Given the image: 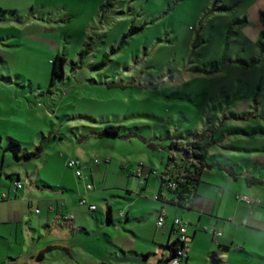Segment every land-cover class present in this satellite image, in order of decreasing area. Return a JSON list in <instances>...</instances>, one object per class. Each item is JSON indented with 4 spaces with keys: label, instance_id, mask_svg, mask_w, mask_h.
Masks as SVG:
<instances>
[{
    "label": "rangeland",
    "instance_id": "rangeland-1",
    "mask_svg": "<svg viewBox=\"0 0 264 264\" xmlns=\"http://www.w3.org/2000/svg\"><path fill=\"white\" fill-rule=\"evenodd\" d=\"M256 1L117 0L115 8L101 10L106 0H0L1 189L8 191L10 172L22 175L25 190L30 178L40 188L44 182L57 187L71 174L78 180L69 158L98 157L99 189L88 198L101 220L94 244L107 246L106 259L118 264L119 210L139 193L134 173L162 170L170 137L209 132L214 160L233 156L256 173L250 156H264V51ZM132 27L143 29L121 45ZM57 54L67 58L65 79L50 87ZM110 125L121 128L120 136L98 138ZM9 137L23 153L41 146L40 158L15 163L3 152ZM151 181L157 184L156 172ZM109 204L114 223L108 236L102 228ZM60 261L54 256L40 264Z\"/></svg>",
    "mask_w": 264,
    "mask_h": 264
},
{
    "label": "crops",
    "instance_id": "crops-1",
    "mask_svg": "<svg viewBox=\"0 0 264 264\" xmlns=\"http://www.w3.org/2000/svg\"><path fill=\"white\" fill-rule=\"evenodd\" d=\"M263 1H256L254 14L259 15L264 10L261 6ZM221 157L225 161L214 160L215 155L210 148L208 164L212 167L203 174L190 208L157 200L162 190L160 176L166 172L167 162L166 166L161 164L160 171L143 169L146 177L143 182L140 180L138 192L145 187L146 196L138 193L137 200L125 203L119 210V214L123 212L120 218L124 223L122 230L119 229L117 245L123 249H120L122 257L118 264H158L159 260L169 258L170 252L165 245L180 237L174 225L175 219L188 221L185 260L188 264H209V257L214 255L218 264H231V258L241 259L243 264H264V156H250L256 173L254 169L245 170L240 164H235L233 156L221 154ZM77 158L89 164L84 178L76 180L71 174L68 182L63 183L62 180L57 187L44 182V188H40L38 181L30 178L26 190L22 187L13 191L14 181L8 176L17 175L22 182V175L15 172L6 174L10 180L8 191L2 190L0 185V264H40L54 256L61 260V264H113L106 259V253L109 254L107 246L102 242L94 244L98 232L94 230V225L95 222L100 225L101 220L92 215L98 207L88 201L99 189L100 159ZM94 159L98 160L97 164L93 163ZM247 160L250 162V159ZM107 162L110 163L111 159ZM0 167L4 170L3 161ZM153 172L157 174V184L151 181ZM26 175L30 176L28 172ZM205 176L206 179L211 176V179L206 180ZM67 183L71 184L70 188ZM87 184H92L95 190L87 191ZM162 194L170 199L166 193ZM240 196H249L254 203L249 205ZM76 197L85 199L86 204L95 206L96 210L88 212L84 207L86 204H77L79 198L77 200ZM148 204H151L150 207ZM162 213L165 214L164 227L158 228L157 221ZM106 218L107 226L102 223V231L108 233L107 229L114 223L110 204ZM145 220L147 224H141ZM106 235L109 236V233ZM108 243L114 244L111 241ZM255 243L259 248L246 247ZM128 245L132 249H126Z\"/></svg>",
    "mask_w": 264,
    "mask_h": 264
},
{
    "label": "trees",
    "instance_id": "trees-1",
    "mask_svg": "<svg viewBox=\"0 0 264 264\" xmlns=\"http://www.w3.org/2000/svg\"><path fill=\"white\" fill-rule=\"evenodd\" d=\"M116 3L117 0H106V3L101 7V10L113 9L115 8ZM259 18L262 25V31L260 33L258 45L260 49L264 51V10L260 12ZM237 23H247V19L245 18L243 20H239ZM142 29L143 28H130L129 32L123 35L120 44L123 45L128 37ZM102 63L104 64V62ZM66 64L67 58L64 55L57 54L51 60L50 87L55 86L57 81H62L65 79ZM120 130L121 128L119 126H107L98 134V138L119 137ZM170 139L172 141L169 147L171 154L167 159L166 172L160 176L162 190L158 195L157 200L163 203L177 205L181 208H190L194 198L197 195V189L203 174L212 167V165L208 164V157L211 145L214 142V136L209 132L192 133L191 131H186L179 136L170 137ZM177 149L181 150L182 152H176ZM41 151L42 147L39 146L36 148L35 152L23 153L21 143L13 138H8V142L3 148V152L5 154L10 153L13 159L18 163L29 162L31 160L40 158ZM177 154H179V159H177ZM8 177L12 178L14 183H21L17 175H10ZM162 192L166 193V196H168L170 199L165 198ZM108 217L110 221V210L108 211ZM177 233H179L178 230ZM165 247L170 252L169 258L174 256V259H172L171 262L178 260L179 264H188L185 261L187 255L186 241L182 242L180 238H178L174 242L166 244ZM180 252H183L185 256H179ZM166 260H168V258L161 259L159 260L158 264H166ZM171 262L168 264H171Z\"/></svg>",
    "mask_w": 264,
    "mask_h": 264
},
{
    "label": "built area",
    "instance_id": "built-area-1",
    "mask_svg": "<svg viewBox=\"0 0 264 264\" xmlns=\"http://www.w3.org/2000/svg\"><path fill=\"white\" fill-rule=\"evenodd\" d=\"M93 163L97 164L98 160L94 159ZM67 165L70 169L75 171L76 177L82 178V179L84 178V173L89 169V164L87 162L80 160V159H69ZM134 176L138 177L141 180V182H143V180L146 177L144 175V172L142 169H139V171L135 172ZM15 184H16V189H21L23 187L22 183L17 182ZM86 189H87V191H94L95 190V188L92 184H87ZM240 199L249 205L250 204L252 205L254 203V200H252L248 196H240ZM81 204H86L85 199H83V198L81 199ZM90 210L95 211L96 207L90 206ZM120 215H123V212H120ZM70 219H72V217ZM164 223H165V214L162 213L158 218L157 227L163 228ZM174 225L177 227V230L179 231L180 240L182 242H185L187 240L186 233H187V225L188 224L185 223L184 221H182L181 219H175ZM219 235H221V234H219ZM179 256L184 257L185 254L183 252H180ZM171 264H179V262H178V260H174L171 262Z\"/></svg>",
    "mask_w": 264,
    "mask_h": 264
},
{
    "label": "water",
    "instance_id": "water-1",
    "mask_svg": "<svg viewBox=\"0 0 264 264\" xmlns=\"http://www.w3.org/2000/svg\"><path fill=\"white\" fill-rule=\"evenodd\" d=\"M176 152L181 153L182 151L177 149ZM172 259H174V256H171L170 258H168V260H166V264L170 263ZM211 263L212 264H218L219 263V261L216 259V255L211 257Z\"/></svg>",
    "mask_w": 264,
    "mask_h": 264
}]
</instances>
